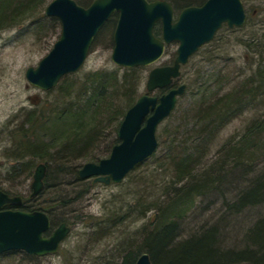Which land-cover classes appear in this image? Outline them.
I'll list each match as a JSON object with an SVG mask.
<instances>
[{
    "label": "rangeland",
    "instance_id": "obj_1",
    "mask_svg": "<svg viewBox=\"0 0 264 264\" xmlns=\"http://www.w3.org/2000/svg\"><path fill=\"white\" fill-rule=\"evenodd\" d=\"M21 1L33 2V0ZM50 1L40 0L34 4L31 3V7L28 6L29 4L23 8L20 7L21 9L15 11L13 17L0 20V190L10 196L30 198L34 170L40 163L46 165L48 179H46L47 182L44 180L37 202H44L51 209L53 220L58 222L53 229L65 222L69 232L59 250L54 254L26 256L19 251H11L0 254V264H121V256L124 252L136 250L138 256L145 252V248L138 249L141 245L143 246V230L148 224L147 221L150 220V213L144 219L138 217L140 214L124 216L127 210L123 202H133L132 199L137 197L136 195H141L147 202L160 196L159 189L171 175L166 152L164 153V148L161 147L160 136L162 137L165 130L174 126V120L194 101H200L202 92L198 93L197 85H192L195 80L200 79L201 76L209 80L210 87L203 92L206 102L222 99L228 102L236 95L241 98L245 96L247 88L251 87L246 84L255 81L256 85L258 76L264 83V0H241L245 12L244 24L232 29L224 25L210 42L202 45L181 67L180 76L174 79V85L185 84L186 88L183 95L176 101L172 112L173 119H165L157 126L158 146L153 156L143 161L118 184L105 185L93 183L92 179H87L91 180L92 185L86 193L83 190L87 185L74 182V175L69 169L70 163L67 164L68 168L60 169L57 160L46 161L31 156L25 159L30 160L33 165L30 174L25 168L21 169L22 171L19 170L20 173L16 172L17 174L11 172L15 162L11 155L19 154L24 150L21 148L22 142L19 141L20 134L22 136L25 132L28 137L26 140L31 143L34 141L51 143L53 141L49 139H55L57 142L55 144L59 146L66 137L74 138L75 135L78 138L92 124L88 118L87 125L84 124L77 131V123L72 128L66 125L51 131L46 129L48 127L46 123L39 124L40 115L46 114L52 102L57 104L58 108H63L69 103L73 105L77 103L80 106L83 102L82 98L74 99V95L77 94H74L70 101H63L55 92L41 91L29 84L25 78V70L28 67H36L60 35L59 20L46 16L44 12ZM74 1L80 6L87 7L93 0ZM166 1L172 5L175 11L174 18H176L183 7L196 0ZM203 1L205 0L196 1V6L201 5ZM175 5L180 7L176 9ZM15 7H18V4L11 3V8L15 9ZM117 18L118 14L114 13L95 35L80 69L60 79L57 86H62L61 90L73 88L75 93L80 85L83 86L89 78H93L94 72H97L106 82L108 92L117 91L115 95H121L118 91V88H121V82L118 81H121L125 72H129L128 69L132 68L117 66L111 61L114 46L113 32ZM157 26L161 28L159 24ZM177 47L178 42H172L166 45L164 53L157 62L148 66L135 67L136 72L131 78L134 82L132 86L135 85L134 99L137 100L138 97L147 93L145 85L148 73L153 68L173 63ZM150 94L160 95V92L156 90ZM247 95L249 101L244 102V107L235 113L236 116L234 115V118L216 133L210 149L206 151V156L196 169L197 172L205 169L208 164L206 157H212L221 148L237 145L235 147L237 150L241 149L252 156L250 160L241 159L240 161L246 172L244 171L243 176L239 175L242 176L241 181L235 183L225 195L227 199H230L228 203L223 202L219 197L214 198V194L200 197L196 203L197 207L195 206L196 208L188 213L182 223L178 239L215 225L218 227L219 237L223 240V244L221 242L217 244L220 243L223 248L226 246L225 248L240 250L244 248L245 242L238 241L243 240L246 230L254 221L264 216V204L248 206L239 214L229 208L230 203L237 201L239 191L247 189L250 181L264 171V149L258 150L253 146L244 147L246 143L244 135L249 130L254 132L250 137L253 139L254 146L259 144L258 140L264 142V86L254 93L248 92ZM110 101L116 105L122 102L119 99H110ZM116 110L114 109L113 113L117 112ZM107 116L105 120L101 119V115L97 117L99 129L103 134L94 145L96 153L112 136L110 129H107V125L111 124ZM29 128H33L31 133L28 132ZM18 129L20 131H17ZM16 131L18 133H15ZM155 157L165 159L159 162ZM77 162L80 164L79 169L86 163L85 160ZM87 180L80 181L90 182ZM76 193L81 197H75ZM67 198L73 200L65 201ZM61 200H64V203H61ZM116 214L117 217L114 220L112 217ZM102 220L104 221L101 223ZM104 230L105 233H103Z\"/></svg>",
    "mask_w": 264,
    "mask_h": 264
},
{
    "label": "trees",
    "instance_id": "obj_2",
    "mask_svg": "<svg viewBox=\"0 0 264 264\" xmlns=\"http://www.w3.org/2000/svg\"><path fill=\"white\" fill-rule=\"evenodd\" d=\"M39 1L0 0V20L5 17H13L15 11L19 10L20 7H26L28 4L31 7V3L34 4ZM196 1L186 6L196 5ZM11 3L18 4V7L12 9ZM179 7L180 5H175L176 9ZM155 33L160 35L161 29L159 26L155 28ZM128 71L122 76L121 81H118L121 82L122 88V90L118 88V91L121 92V95L118 96L115 95L117 91L108 92L106 90V82L97 72H94L93 78H89L83 86L80 85L75 90V93L73 88L61 90L62 86L60 85L51 89L49 92H55L63 101H70L72 96L77 94L74 95V99L76 97L79 100L82 98L83 102L80 106L77 103L75 105L72 103L65 104L63 108H58L57 104L52 102L48 106L46 114H43L44 116L40 115L39 124L46 123L49 127L46 129L50 131L66 125H68L66 127L72 128L76 123V131L80 130L84 124L87 125L86 120L88 118L92 124L84 134H80L78 138L75 135L74 138L66 137L60 142L59 146L55 144L57 143L55 139H49L53 141L51 143L46 141L42 143L34 141V143H31L26 140L28 137L25 132L22 136L20 134L19 141L22 142L21 148L24 150L19 154L11 155L15 161L11 167V172L17 174L20 173L18 172L19 170L22 171L21 169L25 168L30 174L33 165L30 160L25 159L31 156L46 161L57 160L60 169L68 168L67 164L70 163L71 167L69 169L74 175V182L87 185L83 190L86 193L92 182L87 180L90 182L86 183L78 179L77 173L80 164L77 161L85 160L86 163H97L101 159L108 157L112 147L118 143L117 131L120 122L126 110L136 100L133 98L135 85L132 86L134 82L131 80L136 68L128 69ZM259 78L258 76L256 79L257 87L255 81L247 83L246 86L249 84L251 87L247 88L245 96L240 98L236 95L235 98L228 102L223 101V99L213 102L211 100L205 101L206 97L203 92L210 87L207 78L205 79L201 76L200 79L195 80L194 84L190 83L197 85L198 93L202 92L200 101H194L174 120V126L169 130H165L162 137L160 136L162 139L161 147L164 148V153L166 152L168 169L171 174L168 181L163 183V186L159 189L160 194L158 195L160 196H156L154 200L147 202L141 195H136L137 197L132 199L133 202H123L127 210L124 212V216L140 214V216H137L144 219L150 213V220L147 221L148 224L143 230V246L141 245L138 250L145 248V252L150 256L152 264H264V216L254 221L246 230L243 240L238 241L245 242L244 248L240 250L225 248L226 246L223 248L220 243L218 245V242L223 244V240L219 237L218 227L215 225L193 233L188 237L178 239L180 236L179 231L183 226L182 223H184L188 213L197 207L196 203L200 197L214 194V198L219 197L223 202L229 201L230 199H227L225 195L230 188H233L235 183L241 181L240 179L246 172L240 161L241 159L250 160L252 156L241 149L242 152L237 150L235 148L237 145L221 148L212 157H206L208 164L205 169H201L199 172L196 169L197 165L201 164L203 157L206 156V151L210 149L216 133L223 125L231 121L234 115L236 116L235 113L244 107V102L249 101L248 92L254 93L257 89L264 86V83ZM116 98L122 100L118 105L116 103L112 104L113 102L110 101V99L117 100ZM57 101L60 102L59 100ZM114 109H117V112L113 113ZM172 112L166 119H173L174 115ZM99 115H101L102 120H105V116L108 115L107 117L110 119L111 124L110 126L107 125V129H110L112 136L107 144L96 153L94 152L96 148H94V145L102 138L103 134L99 129V118L97 119ZM72 119L73 121H71ZM32 130L33 128H29L28 132L31 133ZM17 131H20V129ZM17 131L15 133H18ZM253 134L254 132L249 130L244 135L246 137H242L246 140L244 147L253 146L258 150L264 149V142L260 140H258L259 144L254 146L253 139L250 138ZM97 148L99 149V147ZM164 159V157H161L157 161L162 162ZM22 163L24 165H21ZM141 164H137L134 169ZM47 176L46 169L43 183L44 180L48 179ZM247 186V189L244 188L239 191L237 201L229 204V208L233 209L237 214L248 206L264 204V171L252 179ZM41 192L42 190L34 197H21L22 204L19 209L26 211L39 210L47 213L53 228L58 222L53 220L51 209L44 202H37ZM75 197H81V195L76 193ZM72 200V198H67L65 201L71 202ZM60 202L64 203V200ZM116 217L117 214L112 218L115 220ZM105 221L108 222V220ZM103 233H105V230ZM137 252L136 250L124 252L121 256V264H134L138 257ZM21 253L29 256L25 252Z\"/></svg>",
    "mask_w": 264,
    "mask_h": 264
},
{
    "label": "water",
    "instance_id": "obj_3",
    "mask_svg": "<svg viewBox=\"0 0 264 264\" xmlns=\"http://www.w3.org/2000/svg\"><path fill=\"white\" fill-rule=\"evenodd\" d=\"M45 15L60 22V35L48 54L36 67L25 70V78L41 91L55 88L60 79L80 69L93 38L114 13L118 14L113 32L111 61L126 68L148 66L157 62L165 46L178 42L171 65L153 68L146 81L147 93L171 87L185 65L200 46L211 41L223 24L240 27L245 21L241 0H206L199 6L184 7L174 20L172 5L165 0H93L87 7L74 0H51ZM157 23L161 35L154 33ZM185 84L170 88L159 97L141 95L127 109L120 122L118 143L110 155L98 163H86L78 178L94 182L118 184L135 166L149 158L157 148V126L169 116ZM36 99V98H32ZM33 101V100H32ZM46 166L38 164L32 176L30 194L36 196L42 186ZM20 196L0 190V254L23 251L44 256L58 251L69 229L64 222L51 230L49 216L39 210L24 211ZM6 206L13 207L5 209ZM134 264H152L150 256L141 253Z\"/></svg>",
    "mask_w": 264,
    "mask_h": 264
},
{
    "label": "flooded vegetation",
    "instance_id": "obj_4",
    "mask_svg": "<svg viewBox=\"0 0 264 264\" xmlns=\"http://www.w3.org/2000/svg\"><path fill=\"white\" fill-rule=\"evenodd\" d=\"M165 92V90H162L160 93Z\"/></svg>",
    "mask_w": 264,
    "mask_h": 264
}]
</instances>
